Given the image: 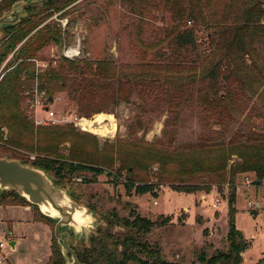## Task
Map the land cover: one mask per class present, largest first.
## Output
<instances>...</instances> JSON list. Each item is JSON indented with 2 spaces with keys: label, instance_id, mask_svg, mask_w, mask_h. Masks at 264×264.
I'll return each instance as SVG.
<instances>
[{
  "label": "rangeland",
  "instance_id": "obj_1",
  "mask_svg": "<svg viewBox=\"0 0 264 264\" xmlns=\"http://www.w3.org/2000/svg\"><path fill=\"white\" fill-rule=\"evenodd\" d=\"M28 1L36 0H0V17L10 13L16 3ZM55 2L56 5L65 4V0ZM54 10L40 6L37 10L24 11L20 19L49 17L31 35L49 31L62 34L61 41L50 42L35 53L33 60L42 65L40 72L58 70L67 64L64 60L81 65L107 62L114 75V79L108 80L116 89L119 88L117 81L122 83L120 87L124 85L122 95L126 100L89 117L95 120L102 115L111 116L113 122L105 124L109 129L113 126L114 134L101 136L71 127L57 131L35 126L33 137L29 138L35 146L38 142L39 147L45 144L57 147L58 156L48 158L59 163H84L71 158V150L75 148L79 157H88L93 164L98 158L113 164V169L105 168L101 174L86 170L83 175L92 179L91 182L78 175L60 178L48 173L57 186L88 209L91 218L92 226L82 233L66 230L70 234L71 247L88 246L91 234L100 229L105 231L108 220L112 222V237H115V242L110 240L108 244L110 250L115 249L114 243L124 241V235L132 229L129 228L134 221L131 212L136 210L142 218L161 223L152 225L139 242L158 247L168 263L192 264L204 248L208 256L216 251L227 252L229 184L222 185L223 192L215 185L209 194H187L174 189L177 183L170 178L201 169L194 164L208 165L221 159V151L230 142H247L252 133L264 136V103L257 97H250V82L244 89L221 79L218 82L220 94L232 89L230 118L202 103L205 92L212 94L215 85L206 81L204 74L217 64L220 54L210 44L212 30L193 21L175 22L178 12L171 1L72 0L62 11ZM179 25L181 29H194V49L177 50L171 36ZM7 33L0 29V47ZM23 44L13 53H18ZM70 49L76 50L74 59L65 56ZM258 53L264 59L261 47ZM15 57L13 55L12 62ZM66 74L70 87L76 75L69 71ZM27 106L23 101L21 110L26 116ZM50 106L56 112L87 118L81 114L71 89L56 93ZM6 130L11 138L12 130ZM59 133L64 134L60 136ZM18 152L30 162H35L39 156L35 151ZM159 152L173 156V162L169 157L170 160L160 163L153 157ZM7 155L2 154L6 158ZM223 156L226 159L227 156ZM241 162L237 156H231L228 167ZM132 164H135L136 179L133 178L136 182L133 188H127V169L122 173L117 170L121 165ZM246 177L255 179L256 174L241 173L234 180L235 225L248 242L243 264H257L264 258V183L256 189L247 188L244 186ZM4 195H9L6 201L19 197L13 191L0 192V197ZM254 199L263 202L260 212H253L248 206ZM216 201L219 203L215 207ZM18 204L0 206V237L8 244L3 251L8 260L2 264H48L52 245L57 242L55 225L41 221L36 208L24 202ZM125 220L130 222L129 227L124 226ZM12 242L15 250L9 246ZM116 250L123 252L121 245ZM131 251L147 259L137 244H133Z\"/></svg>",
  "mask_w": 264,
  "mask_h": 264
},
{
  "label": "trees",
  "instance_id": "obj_2",
  "mask_svg": "<svg viewBox=\"0 0 264 264\" xmlns=\"http://www.w3.org/2000/svg\"><path fill=\"white\" fill-rule=\"evenodd\" d=\"M170 1L178 12L175 22L193 21L213 31L210 44L215 47L220 57L217 64L204 74L206 81L215 85L212 87V94L205 92L202 103L230 118L232 109L229 106L232 99V89L225 92L224 95H222L223 93L220 94V88L217 87L220 79L231 85L235 83L241 89L247 87L250 82V97H257L264 103V59L258 53V48L261 47L264 50V0H167V3ZM71 3L72 0H65L64 5H56L55 0H48L39 7L45 6L48 9L53 7L54 12H59L70 6ZM39 7L34 6L27 10H37ZM47 18L49 17H31L4 29L8 33L0 47V68L17 46L23 42L24 44L18 53L14 54L16 57L10 64L15 68L7 73L0 82V158H3L2 154L6 153L9 155H7L9 159L19 160L60 178L78 175L84 181L91 182L92 179L83 175L86 170L101 174L105 168L113 169V164L104 158L94 160L93 164L88 160V157H79L75 148L71 150V158L73 160L80 159L84 163H59L57 160H50L49 156H58L57 147L54 148L50 144L39 147L37 146L38 142L36 146L32 144V140L29 138L33 137L35 125L28 120L21 110V104L24 101L23 93L33 86L36 78L35 64L31 62L35 53L42 50L50 42H58L62 39L61 33L50 31L45 34L31 35ZM181 28L179 25L171 36L177 50L194 49L196 47L194 29ZM64 61L67 64L58 70H47L38 76L41 87L47 91L50 98L53 99L58 92L71 89V95L76 100L81 114L86 115V119H91L89 117L101 113L107 107L118 105L122 101L126 102L122 95L124 85L120 87L122 83L117 81L116 84L119 88L116 89L115 85L111 84L112 81L108 80L109 78L114 79V75L108 66L109 63L97 62L93 65L89 63L81 65L68 60ZM66 71L76 75L71 88L68 86ZM68 127L74 128L71 125L35 128L61 131L58 129ZM2 128L11 129L12 137L7 135V140H4ZM59 134L62 136L64 133ZM261 136L252 133L247 142H230L228 147L221 151V159L208 165L194 164L195 168L201 169H195L196 172H189L185 175L177 174L170 178L177 183L173 185L174 189L187 194L197 192L209 194L215 185L218 186L219 192H223L222 185L225 183H228L231 189L228 200V251H216L212 256H208L207 249H201L197 254V261L192 264L244 263L243 254L248 248V242L244 234L235 225L237 195L234 180L238 174L253 172L256 174L255 180L260 182L257 187L264 183V136ZM18 151H35L38 152L39 156L35 162H30L22 158ZM224 154L227 156L226 159ZM234 155L242 162L228 167V161ZM153 157L157 158L160 163L164 160H170V158L173 162V156L164 155L161 152L154 154ZM138 165L139 163L136 162V166ZM134 166L135 164L121 165L117 170L122 173L127 169L128 179H126L127 185L125 186L127 188H133L134 182H136L133 173ZM7 196L9 195L0 197V206H16L22 202L31 206L19 197H14V201H6ZM131 216L134 217L133 226L129 227L130 222L126 220L124 226L132 229L124 235V241L117 240V243H114L115 249L110 250L109 248L108 242L110 240L115 242V237H112V222L107 220V229L105 231L100 229V231L91 234L88 246L85 245L81 249L72 247L78 261L81 264H173L163 259L162 252L158 247L153 248L145 242H139L150 232L152 225L161 223L142 218L136 210H132ZM41 221L52 223L50 219L42 215ZM118 224L121 223L118 222ZM133 244H137L141 248L147 259L143 260L132 253ZM120 245L123 248L122 253L116 250ZM67 258H70V254L65 256L58 243L55 242L52 245L48 264H68ZM257 264H264V258Z\"/></svg>",
  "mask_w": 264,
  "mask_h": 264
},
{
  "label": "water",
  "instance_id": "obj_3",
  "mask_svg": "<svg viewBox=\"0 0 264 264\" xmlns=\"http://www.w3.org/2000/svg\"><path fill=\"white\" fill-rule=\"evenodd\" d=\"M48 0H36L16 3L10 13L0 17V29L16 25L28 8L43 5ZM52 101V98H50ZM259 186V181H254ZM13 191L40 214L55 225V237L61 251L70 254L68 264H81L75 251L69 244L67 229L82 233L92 225L88 209L78 204L68 191L57 186L53 178L43 169L24 164L19 160L0 158V192ZM15 250V243H9Z\"/></svg>",
  "mask_w": 264,
  "mask_h": 264
},
{
  "label": "built area",
  "instance_id": "obj_4",
  "mask_svg": "<svg viewBox=\"0 0 264 264\" xmlns=\"http://www.w3.org/2000/svg\"><path fill=\"white\" fill-rule=\"evenodd\" d=\"M13 53L8 57V59L3 63L0 68V82L6 76L7 73L11 72L15 66H11V59L13 58ZM65 56L69 59H74L77 56L75 49H70L65 53ZM32 63L35 64V81L33 86L23 93L24 101L27 106V116L34 123L36 127L45 126V127H53V126H66L71 125L74 128L86 132L87 129L84 126V122L92 121V119H86L83 117H79L75 114H71L68 112H56L50 106L51 101L48 93L45 89L41 87V81L39 79L40 75V65L37 60H31ZM41 113V114H40ZM107 122V121H106ZM105 122V123H106ZM1 132L3 133L4 140H7V130L6 128H2ZM255 179H250L249 177L245 178L244 186L247 188H259L254 184ZM263 185V184H262ZM261 185V186H262ZM260 186V187H261ZM218 201H216L217 206ZM157 202H155V205ZM248 206L253 212H260L263 208V202L254 199L248 203ZM8 246L5 238L0 237V264L5 263L8 259L3 254L4 249Z\"/></svg>",
  "mask_w": 264,
  "mask_h": 264
},
{
  "label": "bare ground",
  "instance_id": "obj_5",
  "mask_svg": "<svg viewBox=\"0 0 264 264\" xmlns=\"http://www.w3.org/2000/svg\"><path fill=\"white\" fill-rule=\"evenodd\" d=\"M106 121L113 122V118L111 116L102 115L99 118H95V120L84 122V126L87 131L101 136L114 134L115 129L113 128V126L111 127V129L107 128V124H105Z\"/></svg>",
  "mask_w": 264,
  "mask_h": 264
},
{
  "label": "crops",
  "instance_id": "obj_6",
  "mask_svg": "<svg viewBox=\"0 0 264 264\" xmlns=\"http://www.w3.org/2000/svg\"><path fill=\"white\" fill-rule=\"evenodd\" d=\"M203 198H206V197H201V199H203ZM237 208V207H236ZM26 210H27V208H25Z\"/></svg>",
  "mask_w": 264,
  "mask_h": 264
}]
</instances>
